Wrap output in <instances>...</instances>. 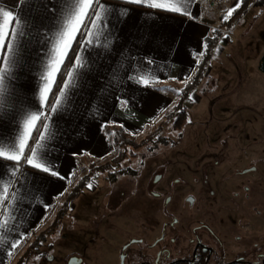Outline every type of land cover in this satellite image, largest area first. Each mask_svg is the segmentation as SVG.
<instances>
[{
	"label": "crops",
	"instance_id": "obj_1",
	"mask_svg": "<svg viewBox=\"0 0 264 264\" xmlns=\"http://www.w3.org/2000/svg\"><path fill=\"white\" fill-rule=\"evenodd\" d=\"M213 2L190 0L188 11L195 17L191 19L124 0H100L107 9V27L99 30L93 46L83 51L79 44L73 46L65 74L57 77L49 101L54 103L59 95L77 52L87 59L88 67L72 82L59 110L52 113L41 108L39 90L64 13L29 11L18 0H0V9L19 14L25 21L6 90L0 96V145L14 143L30 115L47 112L49 119L44 123L50 134L43 154L58 173L52 176L24 164L13 175L14 162L0 159V188L7 186L19 194L18 201H10L14 205L11 217L0 214V220H9L7 230H0L5 240L0 244V264H17L30 240L53 224L78 174L86 176L90 165L100 166L114 158L106 159L113 152L111 138L103 132L106 126L136 136L163 118L175 99V88L179 91L190 80L204 51L213 27L209 14ZM122 10L126 16L120 15ZM117 69L118 80L114 81L112 73ZM141 76L149 81L147 85L136 82ZM18 239L21 243L13 250L10 244Z\"/></svg>",
	"mask_w": 264,
	"mask_h": 264
},
{
	"label": "rangeland",
	"instance_id": "obj_2",
	"mask_svg": "<svg viewBox=\"0 0 264 264\" xmlns=\"http://www.w3.org/2000/svg\"><path fill=\"white\" fill-rule=\"evenodd\" d=\"M241 3L242 0H224V3L214 0L212 3L209 14H211L213 27L210 34L213 35L217 31L220 36L209 68L203 73L201 87L190 95L191 99L185 104L189 120L182 131V137L179 138L178 132L170 130L172 119L169 117L175 111L180 101L181 90L185 85L179 91H175V88V99L163 118L146 128L142 134L127 135L122 130L123 136L133 143L137 144L146 135L153 133L156 140L164 137L170 143L172 142L171 148L142 164L135 159L133 162L125 161L120 165H115L112 164V160L117 156L120 148L113 143V138L109 135L113 152L106 159L114 156L108 162L110 171L116 172L120 169L131 168L138 173V177L130 178L124 188V193L128 195L134 191L135 180L138 182L135 199L130 200L129 207H134L135 215L151 214L152 210L157 212L156 209L159 208L160 203L148 199L150 197L145 194L147 181L151 179L150 184L152 182L153 185L156 173L162 172L158 175L164 176L163 182L168 184L175 180L182 181L183 185H176L173 188L177 192L181 191L180 195H183L185 199L189 195L195 196L196 188L202 185L206 189L201 187V191L204 194L207 191L206 179L210 176L209 168L214 164V154H217L218 163L223 166L226 161L225 155L229 152L226 163L229 164L231 160L234 167L239 166L241 169L247 167L253 159V157L245 156L246 151L250 155L253 149L264 150V75L258 70L259 59L264 53V0H250L248 7L232 19ZM230 9L234 11L225 20L224 17ZM231 19V24L226 25ZM201 59L202 57L198 64L201 63ZM195 74L196 70L193 77ZM261 159H264V156ZM162 162L166 164L162 165ZM92 165L97 167L98 164ZM92 165L89 167L90 178L87 184V187L89 184L92 187H88L87 190L85 184L82 183L86 177L83 176L84 173L77 175L72 190L64 197L58 225L56 227L51 225L46 231L41 232L40 234H46L45 241L39 242L40 244L31 250L32 243L40 234L30 240L23 256L25 257L23 264H40L41 256L49 255L50 245H53V248L57 247V253L61 256L73 251L70 248L73 244L71 239H74L72 236L79 235L69 230L87 228L84 216L96 213L98 201L101 198L100 192L106 181L107 174L92 171ZM239 171L232 172L234 180H241ZM167 186L166 191H168ZM109 188L111 187H107L106 190ZM150 188L151 186L148 185L149 190ZM153 191L162 193L165 190L160 184ZM71 193L74 195L73 200L66 201L67 195ZM181 202L177 201L174 209H177V205L181 206ZM96 226L94 222L92 227ZM92 247H96V250L99 248L97 245L95 247L92 245ZM38 248L39 252L36 250Z\"/></svg>",
	"mask_w": 264,
	"mask_h": 264
},
{
	"label": "flooded vegetation",
	"instance_id": "obj_3",
	"mask_svg": "<svg viewBox=\"0 0 264 264\" xmlns=\"http://www.w3.org/2000/svg\"><path fill=\"white\" fill-rule=\"evenodd\" d=\"M228 154L225 155L226 161ZM245 156L253 159L247 167L239 169L231 160L221 166L217 154L213 155L214 164L209 166L210 176L206 179L207 197L201 191V187L205 188L202 185L196 188L195 196L183 199L181 191L173 188L183 185L182 181L168 184L163 182L164 176L158 175L162 172L156 173L153 180L155 186L152 182L150 184L149 179L145 194L150 197L148 199L160 203L159 208L157 212L152 210L151 214L145 213L144 216L135 215L134 207L129 208L130 200L135 199L137 193L136 180L134 191L128 195L124 193L127 183L114 186L105 181L96 213L84 216L87 228L69 230L79 235L72 236L74 239H71L73 244L70 248L73 251L61 256L57 247L55 250L50 245L49 255L43 254L39 263L264 264V159H261L264 150L253 149L250 155L246 151ZM236 170H240L241 180H234L232 172ZM89 176L88 172L87 190ZM160 184L165 191H153ZM107 187L111 188L106 190ZM177 201H182L181 206L177 205L174 209ZM94 222L96 227H92ZM132 240L138 243L131 244ZM92 245H97L100 250ZM126 246L128 252L136 255H125Z\"/></svg>",
	"mask_w": 264,
	"mask_h": 264
},
{
	"label": "snow or ice",
	"instance_id": "obj_4",
	"mask_svg": "<svg viewBox=\"0 0 264 264\" xmlns=\"http://www.w3.org/2000/svg\"><path fill=\"white\" fill-rule=\"evenodd\" d=\"M124 2L134 5H145L152 9L195 19L188 11L190 0H124ZM18 3L21 8L27 6L29 11L36 8L50 13L58 10L64 13L62 24L59 26L55 41L50 49L48 62L41 75L43 86L39 90L41 108H48L50 112L55 113L67 96V90L72 86V82L82 75L83 71L88 67L87 59L80 52H77L73 60L72 69L66 73L67 78L64 80L63 86L58 89L59 95L56 97L55 102L52 103L49 101V96L54 94L53 88L57 83V77L65 74L63 69L74 45L79 44L81 51L94 45L99 38V30L107 27L104 23L107 9L100 3V0H56L55 3H53V0H18ZM61 4L62 8H58ZM233 11L234 9H230L224 19L227 20ZM120 15L126 16L127 11L122 10ZM24 24V18L19 14H14L10 10L0 9V61L3 63V66H0V96H3L6 90L5 81L9 77L10 67L14 62V54L17 48L16 42L24 35ZM81 36L84 37L83 40L78 39ZM106 43H110V41H106ZM118 71L119 69L112 73L114 81L118 80ZM132 78L129 75V79ZM136 82L142 85L149 83L142 76ZM122 103L126 102L122 101ZM48 119L49 113L44 111L30 115L24 121L23 131L18 139L12 144L0 145V159L11 161L15 164L13 175L24 164L52 176L58 175L54 164L50 163L43 154L45 142L50 134L49 125L44 123ZM34 133H37V135H34ZM88 187L91 188L92 185L89 184ZM18 198L19 194L14 190H10L9 187L0 188V214H7L11 217L10 209L14 205L10 201H18ZM8 226V219L0 220V230H7ZM4 242V237L0 236V244ZM20 243L21 240L18 239L13 241L10 247L15 250ZM130 243L137 244L138 242L132 240ZM125 255L132 256L136 255V253L128 252L126 246ZM121 259L124 260L125 256L122 255Z\"/></svg>",
	"mask_w": 264,
	"mask_h": 264
},
{
	"label": "trees",
	"instance_id": "obj_5",
	"mask_svg": "<svg viewBox=\"0 0 264 264\" xmlns=\"http://www.w3.org/2000/svg\"><path fill=\"white\" fill-rule=\"evenodd\" d=\"M250 0H242L241 6L236 10L235 14L233 15L232 19L236 17L242 10L246 9L248 7V3ZM232 19L226 24L230 25ZM220 36L219 32H214V34H210L205 39V47L204 51L201 55V63L197 64L195 70L196 74L194 77L192 76L190 79V82H187L180 93V101L177 104L175 111H173L172 115L169 117L172 119V126L171 131L172 132H178V137L181 138L185 126L188 123L189 115L186 112L185 104L188 102L190 95L196 90L199 89L202 85L203 81V73L206 69L209 68L210 62L213 58V52L214 48L216 46L218 37ZM258 70L264 75V53L262 54L259 63H258ZM104 134L111 135L113 138V143L120 148L119 153L117 156L112 160V164L120 165L121 163L125 161L133 162L135 159H138L140 163L142 164L147 160L149 157H154L160 154L162 151L171 148L173 146V143L167 139V138H161L159 140H156L154 137V134H148L144 139L139 143H133L132 141L126 139L123 136L122 129L117 128L116 126H106L103 129ZM91 170L100 172V173H106V181L111 184H115L114 186H122L127 181H129L130 178L134 179L135 176H137V172L132 170L131 168H124L120 169L116 172L110 171V164L106 163L102 166H91ZM87 181V178L85 177L83 182ZM73 194H69L66 197V201H72L73 200ZM61 217V213L58 214L53 227L58 225L59 219ZM46 239V234H40L37 236L36 240L32 243L31 249H34L36 245L40 244L39 242H43ZM26 256V255H25ZM25 257H22L17 264H23Z\"/></svg>",
	"mask_w": 264,
	"mask_h": 264
}]
</instances>
